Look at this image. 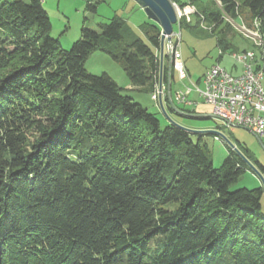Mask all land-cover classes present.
<instances>
[{
	"label": "trees",
	"instance_id": "obj_1",
	"mask_svg": "<svg viewBox=\"0 0 264 264\" xmlns=\"http://www.w3.org/2000/svg\"><path fill=\"white\" fill-rule=\"evenodd\" d=\"M171 1L215 29L225 16L257 20L264 40V0ZM124 25L84 27L64 49L42 0H0V264H264V188L233 187L251 170L235 149L215 167L192 132L163 126L108 73L85 68L101 50L133 88L151 95L161 75L172 91L160 26L140 25L142 38ZM227 26L220 57L237 50Z\"/></svg>",
	"mask_w": 264,
	"mask_h": 264
},
{
	"label": "rangeland",
	"instance_id": "obj_2",
	"mask_svg": "<svg viewBox=\"0 0 264 264\" xmlns=\"http://www.w3.org/2000/svg\"><path fill=\"white\" fill-rule=\"evenodd\" d=\"M42 1L43 6L48 12L52 23L51 35L60 40L61 45L64 49H70L72 47V44L81 38L82 28L87 27L100 31L99 24L108 23L115 16L120 17L125 22L122 31L124 35L129 32L144 38V34L141 30L140 25L144 23H153V21L149 17H147L144 10L134 0ZM203 1L211 3L212 0ZM89 2L96 5V12H92L87 8V4ZM211 4H213L211 5L212 9H217L219 7L218 2H216V4L212 2ZM194 8L197 11L195 6ZM224 20L225 23L223 25H220L219 28L215 29L214 24L208 22L203 18V16L200 20H198L196 15L192 14L189 21L191 22L190 25L184 24L181 27L178 23L174 24V29L176 31H179L180 29L181 32L180 43L182 57L186 67H188L191 73L190 78L192 81H197L198 78H200L208 68L218 62L221 50L218 46L217 38L218 36H221L220 32H223L221 31V29L228 28V24L234 28L232 29V27H230L229 29H226L227 37L229 40L232 39L236 46L238 45L240 47L241 40L247 39L250 42L251 47V49L248 50H252V48H254L257 53L256 56H261L259 48H255L253 46L252 39L250 40L249 38L245 37L241 32V28L243 27V25L247 28H252L254 26H249V23H247L243 18L235 21L225 16ZM166 50L167 48H165V51ZM232 52L233 51L225 52L222 60L220 61L221 65L226 67L227 69H230L232 64L235 62L230 56ZM238 66H240V64H238ZM85 68L87 69V71L94 74H101L103 72L108 73L123 88L124 94L132 96L150 112L155 113V115L160 119L163 126H165V124L169 121L167 116L161 110L159 101H154L151 98L150 93L146 91H139L138 89L133 88L129 83L122 63L114 59L108 53H105L101 50L92 51L85 63ZM174 79V85L171 91V99L179 108H181L184 106L180 104L178 105V103L174 100L175 92L185 91L186 86L189 84V80H185L182 82L181 80H179L177 74H174ZM262 84L264 86V78L262 80ZM159 94H161L162 96L164 108H167V104L170 105V102L168 99V89L166 83H162V85L159 84V86L157 87V100H159ZM193 94L194 93L190 94V97ZM204 109L205 111H203V113H211L209 106H205ZM171 118L180 125L188 128L217 130L233 144H235L236 147V141H240L242 143L248 142L250 144H259L255 136L248 130L236 126L228 128L226 127L224 122L218 118L203 120L176 116H171ZM201 134L203 135L199 137L198 134L193 133L192 138L195 142L200 141L202 145L206 144L211 154L213 164L218 168L223 162L224 158L228 155L226 140L221 135L215 133ZM256 179L259 180L260 184H262L261 179L252 169L247 170L233 187H246L250 189L258 187L253 186V183L256 182Z\"/></svg>",
	"mask_w": 264,
	"mask_h": 264
},
{
	"label": "built area",
	"instance_id": "obj_3",
	"mask_svg": "<svg viewBox=\"0 0 264 264\" xmlns=\"http://www.w3.org/2000/svg\"><path fill=\"white\" fill-rule=\"evenodd\" d=\"M183 14V19L188 21L189 15L184 13V8L177 4ZM254 27L247 28L243 25L242 34L251 40ZM172 69L182 82L189 80L185 91L175 92V101L184 107L194 109L199 101L190 97L197 94L198 98L211 107V113L222 120L226 127H242L255 135H264V62L257 67V62H252V55H257L252 50H236L231 58L242 65V71L232 73L219 63L208 68L200 79L192 81L181 51V32L173 29L172 33ZM255 48L264 50V41H252ZM220 53H222L220 51ZM261 60V56L259 58ZM156 99L157 95H151Z\"/></svg>",
	"mask_w": 264,
	"mask_h": 264
},
{
	"label": "water",
	"instance_id": "obj_4",
	"mask_svg": "<svg viewBox=\"0 0 264 264\" xmlns=\"http://www.w3.org/2000/svg\"><path fill=\"white\" fill-rule=\"evenodd\" d=\"M145 12L147 17H149L153 22H155L157 25L161 28V41H160V61H161V67L163 65V59L165 55H168L169 57V71L172 69V33L174 29V24L177 23V15L176 11L173 5V2L171 0H134ZM165 48L167 50L165 51ZM162 71V70H161ZM160 85H162V78L160 75ZM168 89V99L169 104L171 108L179 115L181 116H187L195 119H211L216 118L212 113L203 114V113H189L181 108H179L171 99V81H168L167 84ZM159 103L161 106V110L163 113L167 116V118L174 124L186 129L189 132L200 134V133H215L218 135H221L225 140L226 143L235 149V151L245 160V162L248 164V166L259 176V178L262 181V186L264 188V174L239 150L235 144H233L230 140H228L222 133H220L217 130L213 129H193L188 128L185 126L180 125L175 120H173L171 117H169L168 113L166 112V109L163 106V100L161 94H159ZM256 140L260 142L261 136L255 135Z\"/></svg>",
	"mask_w": 264,
	"mask_h": 264
},
{
	"label": "crops",
	"instance_id": "obj_5",
	"mask_svg": "<svg viewBox=\"0 0 264 264\" xmlns=\"http://www.w3.org/2000/svg\"><path fill=\"white\" fill-rule=\"evenodd\" d=\"M233 42V41H232ZM233 45H234V48L237 49V50H248V49H251L250 47V42L247 40V39H242L241 40V43H240V47L233 42ZM260 53H261V60H259L258 58L260 57H257L256 58V66L259 67L263 62H264V50H260ZM224 55V54H223ZM223 55L220 57L219 56V59H218V62L220 65V61L222 60L223 58ZM224 67V66H223ZM188 72H189V75L191 76V73L188 69V67H186ZM226 68V67H225ZM227 69V68H226ZM229 71H231L232 73H235V74H238L242 71V65L240 64V66H238V63L235 64V62L232 64L231 68L228 69ZM202 77V76H201ZM200 77V78H201ZM198 78V79H200ZM264 87V86H263ZM194 100H197V101H201L197 94H193L191 96ZM199 99V100H198ZM179 105V104H178ZM205 106H209L205 103H203L202 101L199 102V104L197 106H195L194 110L198 111L199 113H203V111H205L204 107ZM210 107V106H209ZM210 111H211V107H210ZM209 111V112H210ZM203 114H208L207 112H204ZM242 128V127H241ZM245 129V128H244ZM247 130V129H246ZM249 131V130H248ZM250 132V131H249ZM252 133V132H250ZM253 134V133H252ZM254 135V134H253ZM244 146H246L251 154H253V156L264 166V135L261 136L260 138V142L259 144H250V143H243ZM255 184V185H254ZM262 184H260L259 180L256 179V182L253 183V186H261Z\"/></svg>",
	"mask_w": 264,
	"mask_h": 264
},
{
	"label": "bare ground",
	"instance_id": "obj_6",
	"mask_svg": "<svg viewBox=\"0 0 264 264\" xmlns=\"http://www.w3.org/2000/svg\"><path fill=\"white\" fill-rule=\"evenodd\" d=\"M173 5H174V8H177V3L173 2ZM183 8H184V13L186 15H189V19H188V22H189L190 21V16L192 14H195L196 10H195L194 6H192L190 4L183 6ZM175 11H176V15H177V23L180 26L181 25V20L183 19V14L180 12V9H175ZM255 24H256L255 32H258V33H251L252 41H259V38H260L261 41H264L263 38L261 37L259 29L257 28V26H258V21L257 20H255ZM231 55H234V51L231 53ZM256 58H257L256 55H252V62H256ZM151 95H156V92H154Z\"/></svg>",
	"mask_w": 264,
	"mask_h": 264
}]
</instances>
